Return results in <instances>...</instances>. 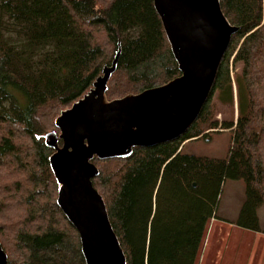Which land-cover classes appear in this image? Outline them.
I'll return each instance as SVG.
<instances>
[{"label": "trees", "instance_id": "1", "mask_svg": "<svg viewBox=\"0 0 264 264\" xmlns=\"http://www.w3.org/2000/svg\"><path fill=\"white\" fill-rule=\"evenodd\" d=\"M220 7L238 30L187 130L135 147L128 158L92 160L99 171L93 186L127 264H196L209 221L220 219L216 211L228 179L245 184L231 224L262 232L264 0H220ZM118 39L109 100L180 74L152 0H0V207L18 217L9 232L0 226L9 264H85L78 232L56 203L52 149L42 136L56 130L60 112L92 87ZM234 100L236 121L218 122V105L233 109ZM218 127L232 133L225 158L181 150L184 141L207 138Z\"/></svg>", "mask_w": 264, "mask_h": 264}, {"label": "water", "instance_id": "2", "mask_svg": "<svg viewBox=\"0 0 264 264\" xmlns=\"http://www.w3.org/2000/svg\"><path fill=\"white\" fill-rule=\"evenodd\" d=\"M152 1L180 74L160 86L109 100L107 83L117 67L118 39L112 61L92 87L56 117L58 132L42 136L52 149L48 161L56 203L78 232L85 264H127L104 200L93 186L99 171L92 160L128 158L135 147L180 137L197 118L238 30L224 16L220 0ZM0 264H9L1 243Z\"/></svg>", "mask_w": 264, "mask_h": 264}, {"label": "rangeland", "instance_id": "3", "mask_svg": "<svg viewBox=\"0 0 264 264\" xmlns=\"http://www.w3.org/2000/svg\"><path fill=\"white\" fill-rule=\"evenodd\" d=\"M218 108L219 112L215 116L218 122L236 121V100H234L233 109L228 105L220 104ZM208 134L210 135L207 138L200 136L198 139L184 141L181 150L195 156L225 158L231 145L232 133L230 129L218 127ZM244 198L245 184L242 180L228 179L225 181L216 211V215L220 219L209 221L196 264H264V253H261L260 259L257 256L260 244L256 241V233L231 224L236 220ZM16 215L14 209L0 207V226L3 227V232L11 230L9 226L14 225L18 220ZM257 215L262 230L260 233L263 236L264 202L258 207Z\"/></svg>", "mask_w": 264, "mask_h": 264}, {"label": "crops", "instance_id": "4", "mask_svg": "<svg viewBox=\"0 0 264 264\" xmlns=\"http://www.w3.org/2000/svg\"><path fill=\"white\" fill-rule=\"evenodd\" d=\"M256 233V241L260 244V247H259V251L257 253V256L261 257V253L263 254L264 253V250H263V247H264V235L261 236V233L260 232H255Z\"/></svg>", "mask_w": 264, "mask_h": 264}]
</instances>
